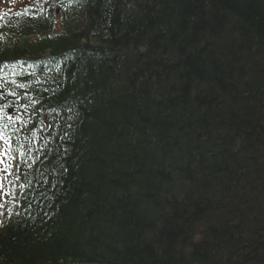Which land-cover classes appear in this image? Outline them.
<instances>
[{
	"label": "trees",
	"instance_id": "trees-1",
	"mask_svg": "<svg viewBox=\"0 0 264 264\" xmlns=\"http://www.w3.org/2000/svg\"><path fill=\"white\" fill-rule=\"evenodd\" d=\"M27 9L0 19V65L72 58L30 82L35 168L0 264H264V0Z\"/></svg>",
	"mask_w": 264,
	"mask_h": 264
}]
</instances>
